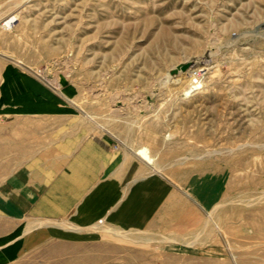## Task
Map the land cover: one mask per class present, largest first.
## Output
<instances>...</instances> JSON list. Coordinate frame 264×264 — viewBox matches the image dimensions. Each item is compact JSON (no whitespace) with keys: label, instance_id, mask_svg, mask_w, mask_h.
<instances>
[{"label":"rangeland","instance_id":"obj_1","mask_svg":"<svg viewBox=\"0 0 264 264\" xmlns=\"http://www.w3.org/2000/svg\"><path fill=\"white\" fill-rule=\"evenodd\" d=\"M0 56L167 184L154 229L96 227V264H264V0H0Z\"/></svg>","mask_w":264,"mask_h":264},{"label":"crops","instance_id":"obj_2","mask_svg":"<svg viewBox=\"0 0 264 264\" xmlns=\"http://www.w3.org/2000/svg\"><path fill=\"white\" fill-rule=\"evenodd\" d=\"M75 96L0 56V264H96L97 226L161 222L166 182L91 133Z\"/></svg>","mask_w":264,"mask_h":264},{"label":"bare ground","instance_id":"obj_3","mask_svg":"<svg viewBox=\"0 0 264 264\" xmlns=\"http://www.w3.org/2000/svg\"><path fill=\"white\" fill-rule=\"evenodd\" d=\"M17 19V15H14V16H11L10 18H8L7 20H6V22L4 23V26L5 27H11L12 26V23L15 21ZM186 62H189L191 65H190V67L186 70V71H184V73H187V74H191V75H194V77L193 78H197V77H199V76H202L201 75V71H204V70H206L207 68H202V69H200V70H198L197 72H196V70L194 71V70H192V68H194L196 65H195V63H191V61H186ZM206 63H205V61H204V65H205ZM207 65V64H206ZM198 69V68H197ZM180 71H178L177 73H174V74H168V76H167V81L169 82V81H178L179 82V79L180 78H178V76H177V78L176 79H174L175 78V76H176V74H178ZM183 72V71H182ZM170 73V72H169ZM180 75V74H179ZM198 75V76H197ZM164 78V77H163ZM165 82V81H164ZM201 86H200V82H195V83H193V84H191L186 90H185V94L186 95H190L191 93H193L195 90H197V89H199Z\"/></svg>","mask_w":264,"mask_h":264},{"label":"water","instance_id":"obj_4","mask_svg":"<svg viewBox=\"0 0 264 264\" xmlns=\"http://www.w3.org/2000/svg\"><path fill=\"white\" fill-rule=\"evenodd\" d=\"M190 63H184L178 66L176 69L172 70V74L177 73L178 71H186L190 67Z\"/></svg>","mask_w":264,"mask_h":264}]
</instances>
